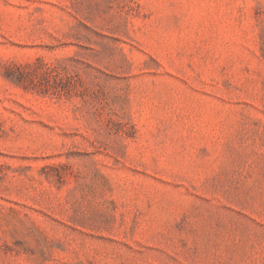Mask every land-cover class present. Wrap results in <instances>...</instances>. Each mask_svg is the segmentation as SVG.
Instances as JSON below:
<instances>
[{"label":"rangeland","instance_id":"obj_1","mask_svg":"<svg viewBox=\"0 0 264 264\" xmlns=\"http://www.w3.org/2000/svg\"><path fill=\"white\" fill-rule=\"evenodd\" d=\"M0 264H264V0H0Z\"/></svg>","mask_w":264,"mask_h":264}]
</instances>
